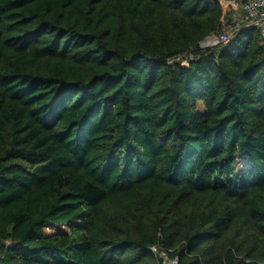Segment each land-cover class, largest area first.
<instances>
[{
    "label": "trees",
    "instance_id": "obj_1",
    "mask_svg": "<svg viewBox=\"0 0 264 264\" xmlns=\"http://www.w3.org/2000/svg\"><path fill=\"white\" fill-rule=\"evenodd\" d=\"M224 19L0 0V264H264V43L202 49Z\"/></svg>",
    "mask_w": 264,
    "mask_h": 264
},
{
    "label": "built area",
    "instance_id": "obj_2",
    "mask_svg": "<svg viewBox=\"0 0 264 264\" xmlns=\"http://www.w3.org/2000/svg\"><path fill=\"white\" fill-rule=\"evenodd\" d=\"M225 15L223 26L225 31L220 35H213L201 43L202 49L216 48L227 45L238 30L256 29L264 43V0H217ZM192 54H186L173 59L184 65L192 60ZM152 254L160 264H180L178 257H172V250H165L160 246L151 248Z\"/></svg>",
    "mask_w": 264,
    "mask_h": 264
}]
</instances>
